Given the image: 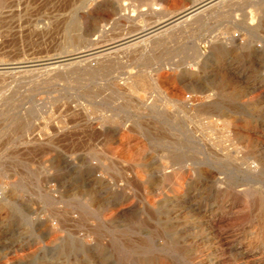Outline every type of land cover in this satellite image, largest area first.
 Instances as JSON below:
<instances>
[{
  "label": "rangeland",
  "instance_id": "obj_1",
  "mask_svg": "<svg viewBox=\"0 0 264 264\" xmlns=\"http://www.w3.org/2000/svg\"><path fill=\"white\" fill-rule=\"evenodd\" d=\"M193 1L0 0V62L12 65L91 41L120 38L129 30L118 3L137 13L142 10L145 16L140 23L146 25L153 20L147 12L156 11L157 17L165 19ZM239 1L220 14L211 11L207 19L167 34L150 52L155 58L184 56L187 46L195 44L203 53L201 69L212 75L217 115L225 105L232 123L223 148L227 160L220 159L219 143L216 148L214 175L224 183H216L210 194L200 189L195 200L174 202L148 216L135 213L118 218L111 209L100 211L102 221H132L134 228L86 229L82 225L90 222L84 217L87 213H76L65 220V229L55 230L58 224L51 216L50 202L39 195L38 187L53 175L61 182H72L83 162L100 151L87 138L79 137L56 138L53 145L41 146L45 149L36 145L33 139L40 121L33 117L32 107L43 95L34 94V74H0V264H264V0ZM243 19L252 25L247 31L250 35L234 28ZM229 30L241 33L236 48L224 45ZM251 39L253 52L241 45ZM111 83L104 90L108 99L118 103L110 89L117 82ZM190 99L198 104L204 97L195 93ZM182 121L163 122L162 148L174 139L185 140L187 128L184 130ZM56 156L58 163L52 165ZM159 164L166 166L167 162L153 161L152 168ZM142 184L134 182V191L121 186L98 190L103 198H115L124 190L142 201L146 197ZM150 195L148 199L155 202L163 197L159 191ZM206 205L211 207L208 213Z\"/></svg>",
  "mask_w": 264,
  "mask_h": 264
},
{
  "label": "bare ground",
  "instance_id": "obj_2",
  "mask_svg": "<svg viewBox=\"0 0 264 264\" xmlns=\"http://www.w3.org/2000/svg\"><path fill=\"white\" fill-rule=\"evenodd\" d=\"M234 1L194 0L191 5L165 19L157 17L156 11L147 12L153 20L146 25L140 23V17L145 16L142 10L139 12L138 9L137 13L135 9L129 10L128 6L126 8V5L118 3L119 12L128 21L129 31H125L122 37H112L104 42L91 41L62 53L22 60L12 65L0 62V74H34V94L43 95L35 99L32 107L33 117L40 121L34 133L36 145L51 146L56 138L79 137L87 138L100 151L91 155V159L85 158L72 182H61L53 175L46 185L38 187L39 195L50 202L51 216L58 224L53 231L65 229V220L76 213L79 216L87 213L84 217L90 222L82 225L86 229L134 228L136 224L132 221L106 223L102 221L100 211L111 209L112 215L118 218H128L135 213L148 216L153 210L159 212L174 202L195 200V192L200 189L210 194L216 183H224L217 181L214 175L216 148L219 143L220 159L227 160L223 148L229 139L228 129L232 123L226 115L225 105L217 115L212 75L206 69H201L203 53L195 44L187 46L182 53H185L184 56L169 54L164 58H155L157 56L150 52L167 34L204 20L211 11L220 14ZM251 15L250 18L254 19ZM251 26L243 19L235 23L234 28L249 32ZM226 34L224 45L236 48L240 44L241 33L229 30ZM241 45L253 52L252 39ZM113 81L117 82V86L110 89L117 96L118 103L108 99V91L104 90L107 84L113 85ZM58 85L60 89L55 88ZM195 93L203 95L201 103H192L190 98ZM180 119L183 120L184 130L187 128L185 140L174 139L162 148L164 140L160 133L163 122L175 124ZM23 120L27 124V115ZM105 160H109V163L107 161L106 164ZM162 160L167 162L166 166L159 164L152 168L153 161ZM57 163L56 156L51 164ZM138 181L144 183L146 197L143 196L142 201H136L124 190L115 198H103L98 190L100 187L111 189L121 186L134 191V182L138 184ZM154 191L163 195L159 202L155 198L158 203L148 199V195L151 197ZM69 195L73 197L66 199ZM67 206H71L75 212L69 211ZM210 211L211 207L206 205L205 212ZM91 220L96 223H91Z\"/></svg>",
  "mask_w": 264,
  "mask_h": 264
}]
</instances>
